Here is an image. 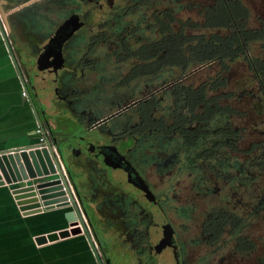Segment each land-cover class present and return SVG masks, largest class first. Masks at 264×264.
<instances>
[{"label":"flooded vegetation","instance_id":"1","mask_svg":"<svg viewBox=\"0 0 264 264\" xmlns=\"http://www.w3.org/2000/svg\"><path fill=\"white\" fill-rule=\"evenodd\" d=\"M248 16L243 0H0V31L48 115L63 108L48 109L54 98L81 99L88 75L97 87L108 85L103 96L132 82L142 86L140 96L115 113L133 108L135 122L126 119L105 144L91 147L127 177L134 200L126 211L127 233L121 230L137 264H153L164 248L173 264H264V56L247 52L250 41H264L258 31L264 26H247ZM232 31L241 35L237 44L227 41ZM243 31L258 36L245 41ZM212 36L220 39L215 57ZM230 49L235 52L228 55ZM215 115L223 121L214 132L224 140L192 152L187 165L195 171L174 182L179 149L153 142L155 136L169 142L176 135L178 148L191 152L200 138L209 139L207 123ZM160 192H167L163 206ZM219 196V206L206 205ZM130 208L153 209L160 222L140 216L133 223ZM187 216L195 237L175 236L173 223L181 235L188 231Z\"/></svg>","mask_w":264,"mask_h":264},{"label":"rangeland","instance_id":"2","mask_svg":"<svg viewBox=\"0 0 264 264\" xmlns=\"http://www.w3.org/2000/svg\"><path fill=\"white\" fill-rule=\"evenodd\" d=\"M243 2L249 12L247 26L253 27L257 26V24L264 26V0H243ZM214 31L213 28L211 31H195V33H209ZM247 52L249 56H252L253 54L255 56H264V41L261 39L255 42L250 41L248 43ZM128 66L129 65L127 64V68ZM205 71V69H201L200 72L196 73L193 76L194 81H197L199 76H202ZM90 75L93 74L91 73ZM91 78H89L88 75V79H86L80 86V91L83 93L81 99L65 97L54 98L51 102L48 101V109L51 112L55 110V106H63V108L60 111H55L53 115H48L47 113L49 122L47 130L56 138V142H54L55 146L60 155L62 166L74 187V192L80 200L81 210L86 219L88 230L94 241L98 240L100 244L101 252L98 253L99 258L104 261L103 256L101 255V253H103L110 259L109 264H137L134 255L127 247V239L124 238V234L121 230L123 229L124 231V229H127L126 211L129 207L128 203L134 200L127 196V192L130 191L127 187V177L124 176L125 173L122 170L112 169L108 167L104 161L101 162L99 156L95 155V152H93L95 149L92 151L91 147H93L95 142L105 144L112 137L109 136V133L113 134L115 131L122 129L124 124L128 122L126 119L130 122H135L136 114L134 113L133 108H127V110L120 114L115 113L125 102H127L128 105L132 99L140 96L142 86L137 82H132L127 86V90L116 88L113 93L109 91L110 94L108 96L106 94L103 96V93L108 92L106 89L108 85L103 88L97 87L96 83L92 82L93 79ZM246 79L249 80L250 78L247 77ZM108 82L109 81H106V83ZM245 85L246 83L235 85L234 88H243ZM261 87V90L264 91V83ZM27 88L29 89L28 92L32 101L35 102L32 90L29 88L28 84ZM47 97L50 98L49 95L45 97L49 100ZM52 102H55V104H52ZM70 106L73 109H71ZM76 111L77 114L75 113ZM250 116H252L251 112L249 113V117ZM221 121H223V118H220L218 115H215L214 118L208 121L207 129L210 132L209 139L200 138L191 152H185V149L178 148L181 145V142L176 135L172 140H169V142H167V139L160 134L155 136L157 139L153 142H160L166 149L168 147L172 150L179 149L177 152L178 159L173 169L174 175H172L170 179L174 176V182L187 180L184 172L195 171L187 165L188 156L192 152H198L201 149L208 147L206 146L207 143L219 139L224 140L223 134L214 132V129L219 127V124H222L220 123ZM259 126L264 128L261 124ZM120 135L122 136L121 141L126 145L127 139L125 135H127V133L121 132ZM140 140L141 139H138L137 141L141 142ZM168 143H170V145H168ZM112 146L114 147V145ZM104 154L106 155V153ZM225 154L230 156L227 152ZM144 155L146 156V153H144ZM109 157L111 156L109 155ZM122 163H124V160ZM53 177H55V175L50 176V178ZM174 189L175 192H179L176 187H174ZM166 195L167 192H160L159 194V198L161 199L159 202L161 203V206H163L162 203L166 201V199L163 201V198L166 197ZM222 199L223 196L208 197L206 205L210 204L212 206H219ZM111 202H113V204L110 206L109 204ZM130 210H132L130 220H132L133 223H136V220H138L140 216H143L144 218L148 216L147 218H152L160 222L158 213L153 209L149 208L148 213L147 210H144L143 213L145 215L141 214L142 211L138 210L134 213V208H130ZM113 212L120 214L126 213V215H124L125 217L123 219L118 217L120 215H116L114 216L116 218H114L111 216ZM188 219V216L185 217V225L188 226V231L185 232V229L182 235L180 228L176 227V223H173L175 236H186V238L195 237L197 228L192 224V221L189 222ZM107 220H112L113 224H116H106ZM140 224L141 223L138 225ZM153 228H156V226ZM153 264H173V260L169 256L166 248L157 254L155 253V262Z\"/></svg>","mask_w":264,"mask_h":264},{"label":"crops","instance_id":"3","mask_svg":"<svg viewBox=\"0 0 264 264\" xmlns=\"http://www.w3.org/2000/svg\"><path fill=\"white\" fill-rule=\"evenodd\" d=\"M7 57L0 36V150L35 141L34 130L37 126L25 95L20 94L16 73ZM34 99L35 102H32L40 123L44 131L51 135L47 130V112L40 107L38 99ZM35 216L37 215L22 216L11 203L7 188L0 187V264H96L81 234L41 245L33 243L32 239L36 234L66 227L73 219L70 207L54 208L43 216L38 214V222V217ZM95 242L99 253L100 244L98 240Z\"/></svg>","mask_w":264,"mask_h":264},{"label":"water","instance_id":"4","mask_svg":"<svg viewBox=\"0 0 264 264\" xmlns=\"http://www.w3.org/2000/svg\"><path fill=\"white\" fill-rule=\"evenodd\" d=\"M5 51L16 73L20 90L24 91L25 99L31 109L37 126L42 128L27 84L22 78L14 60L10 47L7 45L4 32L0 31ZM30 88V87H29ZM44 142L38 144L36 139L27 145L0 150V187L7 188L11 203L22 216L45 215L54 208L70 207L73 219L66 227L50 230L33 236V243L41 245L69 236L83 235L96 261L102 264L96 249L97 243L91 236L86 219L81 210V203L74 192V197L51 153V144H55L50 135L44 131ZM55 177L50 178V176ZM72 185V184H71ZM73 191L74 187L72 186ZM107 264V260L104 261Z\"/></svg>","mask_w":264,"mask_h":264},{"label":"trees","instance_id":"5","mask_svg":"<svg viewBox=\"0 0 264 264\" xmlns=\"http://www.w3.org/2000/svg\"><path fill=\"white\" fill-rule=\"evenodd\" d=\"M259 31V35L262 37V36H264V28H261V29H259L258 30ZM257 33V32H256ZM256 33H254L255 35H257ZM254 34L252 33V35L251 34H249V32L248 31H243V33H242V36L244 37V39H245V41L246 40H248V39H252L253 37H254ZM258 36V35H257ZM212 39H213V42H217V51H214V48H213V51H212V54L214 55L213 57H215V54H217V55H219L220 54V49H219V43H220V39L219 38H217L216 39V37L215 36H212ZM216 39V40H215ZM227 41H228V43H233V44H237L238 42H240L241 41V35L240 34H237V32L236 31H232L229 35H228V39H227ZM213 47V46H212ZM196 48H198V47H196ZM235 52V50L234 49H230L229 50V54L228 55H230V54H232V53H234ZM263 67H264V65H262ZM259 70L262 72V67L261 66H259ZM102 255V254H101ZM103 256V259H104V261L105 260H107V264H109V262H108V259H106V257L104 256V255H102ZM105 264V263H104Z\"/></svg>","mask_w":264,"mask_h":264},{"label":"built area","instance_id":"6","mask_svg":"<svg viewBox=\"0 0 264 264\" xmlns=\"http://www.w3.org/2000/svg\"><path fill=\"white\" fill-rule=\"evenodd\" d=\"M20 94L22 96L25 95L24 91H22V90L20 91ZM43 133H44L43 128H41L40 126H36V128L34 130V134L36 135V141H37L38 144H41V143L44 142V135H43ZM51 153H52L54 159L56 160V162H57V164L59 166V169L61 170V172H62V174H63V176H64V178L66 180V183L69 186V189H70V191H71V193H72V195L74 197V191H73L71 182L69 180V177H68L66 171L64 170V168L62 166L61 159H60V155H59V153L57 151V148H56L55 144H51Z\"/></svg>","mask_w":264,"mask_h":264}]
</instances>
